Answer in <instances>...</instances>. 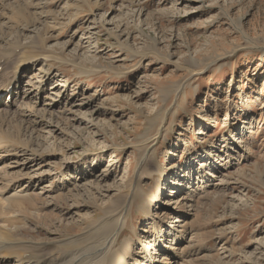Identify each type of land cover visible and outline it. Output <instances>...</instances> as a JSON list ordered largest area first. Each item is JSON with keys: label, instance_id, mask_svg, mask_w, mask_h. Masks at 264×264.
Returning <instances> with one entry per match:
<instances>
[{"label": "rangeland", "instance_id": "obj_1", "mask_svg": "<svg viewBox=\"0 0 264 264\" xmlns=\"http://www.w3.org/2000/svg\"><path fill=\"white\" fill-rule=\"evenodd\" d=\"M34 57L20 81L31 95L0 97V191L45 174L21 236L55 248L81 234L147 156L124 234L135 257L148 241L160 255L152 238L179 211V262L264 264V0H0V86ZM23 146L36 159L14 169Z\"/></svg>", "mask_w": 264, "mask_h": 264}, {"label": "bare ground", "instance_id": "obj_2", "mask_svg": "<svg viewBox=\"0 0 264 264\" xmlns=\"http://www.w3.org/2000/svg\"><path fill=\"white\" fill-rule=\"evenodd\" d=\"M38 60L40 59L37 57L26 59L18 65L16 69L17 71L14 72L15 74L6 80V84L2 87L0 86V97L5 92L8 93L7 95L11 93V105L22 95L29 97L33 91L22 90L23 84L20 82L21 75L27 70V68L37 64ZM48 60L49 59H47V61ZM51 74V71H49L47 80ZM52 76L55 77L56 75ZM52 80L53 79H50L48 81ZM63 81L66 82L61 78L59 82L55 83V85L59 86ZM43 90V86H40L37 90L36 95H34L37 100L39 99V94H41ZM52 100L54 101V105L59 102L56 98ZM85 103L88 104L89 102L87 101ZM33 120L35 123H40L44 119L33 118ZM47 123V125L55 127V125H53L54 122L47 120ZM28 152H30L28 147H21V150L18 151L19 154L16 155L18 157L9 158L11 167L18 170L30 167L31 163L36 159V156H34L35 151L33 152L32 149L31 153ZM1 158L2 157L0 156V159ZM146 158L147 156H143L140 160V163L138 164L139 171L136 174L134 184L128 191V194L124 196L121 204L118 202V205L116 206L111 204L114 206L111 208L108 205L98 208L101 210V215L99 217L93 215V218L92 216H89L87 218L90 219L88 221L89 224L85 231L75 236L62 235L63 238H60L55 243V248H53V246L52 248L49 247L50 244H54V242H48L49 240L45 242V245L42 244V242L25 239L20 235V230L15 225L19 218L25 217V213L27 214L31 212L34 214L31 210L33 209V206L24 199V197L28 196L27 191L31 185L35 186L43 182L45 174H35V177L29 179V184H26L25 186L17 184L20 179L16 181L15 177H11L5 184L4 190L0 191V264H8L9 261H15L14 264H129V260H132L133 264H183L182 262H179L178 251L181 248L179 245L180 242L183 241L182 234L186 231L185 225L187 222H185L186 216L184 214L182 215L179 211L176 212V218L172 219L171 223L168 224L167 229L159 227L155 237L152 238V244L158 246L162 243V245H159L161 251L159 256L162 257L164 263L159 262V256H152L149 248L153 247V245H149V241L146 242L147 245L144 246V256L139 260L135 257H141V255L137 254L133 248V236L129 235V237H124V234L131 229L128 225L129 221H133L130 217L132 209L135 208L133 202L138 198L137 180L140 175H142V168ZM187 175H189V172L178 175L180 177L177 176L170 180L169 184L173 185L175 189L176 187L184 186L185 183L183 181L186 179ZM52 190V187L47 186L48 194H50ZM177 191H179V189L175 190V192ZM160 192H163V186L158 187L157 193ZM68 197L71 198L72 195L68 196L66 194H59L57 197H52L51 201H60L63 203L67 202V199L69 200ZM187 198L188 197H183V200ZM16 200H22V202L17 205L14 203ZM144 205L147 206L148 204L144 203ZM16 210L20 211L17 212ZM43 216L47 217V223L53 218L52 215L48 214ZM80 223H75L74 227L80 225ZM65 227L69 226L65 225ZM132 229H134L133 234L134 232L136 233L134 224L132 225ZM163 240L166 243L163 244ZM153 253L159 252L155 251Z\"/></svg>", "mask_w": 264, "mask_h": 264}]
</instances>
